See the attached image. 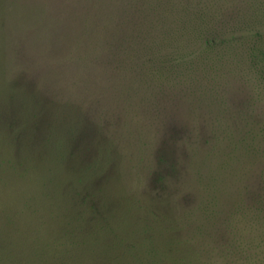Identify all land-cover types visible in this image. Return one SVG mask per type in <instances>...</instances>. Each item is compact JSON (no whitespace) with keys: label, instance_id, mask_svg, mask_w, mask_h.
<instances>
[{"label":"rangeland","instance_id":"rangeland-1","mask_svg":"<svg viewBox=\"0 0 264 264\" xmlns=\"http://www.w3.org/2000/svg\"><path fill=\"white\" fill-rule=\"evenodd\" d=\"M128 1L0 0V264H264V0L223 3L210 96L157 103L116 83ZM78 13L111 47L70 51Z\"/></svg>","mask_w":264,"mask_h":264},{"label":"trees","instance_id":"trees-1","mask_svg":"<svg viewBox=\"0 0 264 264\" xmlns=\"http://www.w3.org/2000/svg\"><path fill=\"white\" fill-rule=\"evenodd\" d=\"M223 3L227 0H131L126 10L133 20L131 34L109 36L115 42L112 47L119 52L115 54L118 55L116 83L128 90L133 83L138 84L146 96L145 101L150 98L155 103L174 98L200 102L210 96L211 88L218 85L224 73L237 39L235 35L244 31L225 19ZM80 14L81 20L76 18L71 23L66 36L70 51L79 54L105 44L106 48L111 47L104 33L114 30V26L106 24V20L102 31L98 30L88 23L84 13L77 15ZM101 16L103 19L110 16L106 7ZM108 217L106 215V221ZM85 220L87 218L83 222ZM170 223L174 225L173 221ZM99 229L102 236L105 227ZM55 234V231L49 232L42 242H38L33 233L25 234V240L19 237L18 251H22L27 260L28 257L47 260L46 252L56 244ZM27 236H31V241ZM21 240L26 243L24 248ZM13 247L9 250L12 253L15 252Z\"/></svg>","mask_w":264,"mask_h":264}]
</instances>
